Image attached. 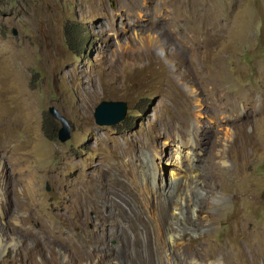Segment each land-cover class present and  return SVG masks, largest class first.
Here are the masks:
<instances>
[{
	"label": "rangeland",
	"instance_id": "374dc122",
	"mask_svg": "<svg viewBox=\"0 0 264 264\" xmlns=\"http://www.w3.org/2000/svg\"><path fill=\"white\" fill-rule=\"evenodd\" d=\"M103 101L126 119L97 125ZM154 187L180 208L167 233ZM261 248L264 0H0V264H264Z\"/></svg>",
	"mask_w": 264,
	"mask_h": 264
},
{
	"label": "water",
	"instance_id": "95a60500",
	"mask_svg": "<svg viewBox=\"0 0 264 264\" xmlns=\"http://www.w3.org/2000/svg\"><path fill=\"white\" fill-rule=\"evenodd\" d=\"M127 103L124 102H107L103 101L95 110V122L99 126L116 125L123 122L127 116ZM52 117L62 123V127L58 132V139L62 143H66L71 139V126L66 118L55 108L49 110ZM49 191V188L47 189Z\"/></svg>",
	"mask_w": 264,
	"mask_h": 264
},
{
	"label": "bare ground",
	"instance_id": "6f19581e",
	"mask_svg": "<svg viewBox=\"0 0 264 264\" xmlns=\"http://www.w3.org/2000/svg\"><path fill=\"white\" fill-rule=\"evenodd\" d=\"M190 154H192L193 156H194V153H190V150L188 151V157H189V155ZM176 155H177V160H176V163H175V165H177L178 167H179V165H178V163L180 164V155H182V152H180V148H178L177 149V151H176ZM191 155V156H192ZM191 161H192V159H191ZM180 169V168H179ZM179 172L178 171H174V172H171V177L172 178H179V179H181V181H183V185H182V187L183 188H186V189H184V193H183V195L182 196H188L189 195V192H187V191H189V187L190 186H192V185H190L189 183H193L194 182V178L192 177H188V174L186 175L187 177H184V176H179ZM179 176V177H178ZM194 176H196V175H194ZM197 177H198V175H197ZM158 187V186H157ZM157 187L155 188L154 187V190L152 189V191L153 192H155V196L157 197L158 196V198L166 205V209L164 210V212H163V218H164V223H163V225H162V228H163V230H164V233H167L168 232V230H169V227H167V219L166 218H169L170 219V217H169V215L172 213L173 215H177L178 216V214H180L181 215V213H178V211L177 210H180V208L179 207H177L176 208V206L174 205V209H173V211L170 213V214H168V200H169V196H166L165 194H164V191H163V189L161 188V190H160V192L159 191H155V189H157ZM182 187H180L181 189H182ZM152 188V187H151ZM159 188V187H158ZM150 189V188H149ZM181 189H180V191H181ZM192 189H194V188H192ZM187 190V191H186ZM150 194V193H149ZM168 194V193H167ZM177 195H178V193H176ZM177 195H175V196H173L172 197V199H173V201H174V199L177 197ZM170 205V204H169ZM3 214H5V212L3 213ZM170 243H175V241H174V239H170ZM261 249H263L264 250V248H261ZM177 264H181V262H178Z\"/></svg>",
	"mask_w": 264,
	"mask_h": 264
},
{
	"label": "trees",
	"instance_id": "16d2710c",
	"mask_svg": "<svg viewBox=\"0 0 264 264\" xmlns=\"http://www.w3.org/2000/svg\"><path fill=\"white\" fill-rule=\"evenodd\" d=\"M69 36H70V35H69ZM75 38H76L75 36H74V37H73V36H72V37L70 36V40H69V42H72ZM47 118H48V119H51V116H50L49 113H48V117H47ZM48 136H49L50 138H56V135H53V136H52V135L49 134V133H48Z\"/></svg>",
	"mask_w": 264,
	"mask_h": 264
}]
</instances>
